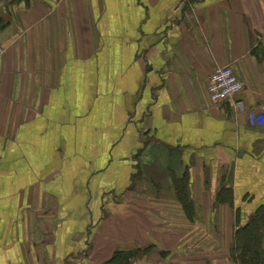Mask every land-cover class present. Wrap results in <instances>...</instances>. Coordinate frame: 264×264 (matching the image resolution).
Segmentation results:
<instances>
[{"label":"crops","instance_id":"crops-1","mask_svg":"<svg viewBox=\"0 0 264 264\" xmlns=\"http://www.w3.org/2000/svg\"><path fill=\"white\" fill-rule=\"evenodd\" d=\"M0 46V264H105L142 232L237 264L264 209V0H0ZM225 66L244 88L214 103Z\"/></svg>","mask_w":264,"mask_h":264},{"label":"trees","instance_id":"trees-1","mask_svg":"<svg viewBox=\"0 0 264 264\" xmlns=\"http://www.w3.org/2000/svg\"><path fill=\"white\" fill-rule=\"evenodd\" d=\"M177 194L180 200L185 203L184 210L189 213L191 205H189L190 194L187 187H183L181 190L180 185ZM221 194V200L229 203L231 200V191L221 190L218 193L217 202H219V196ZM181 195H183V197ZM263 233L264 209L258 208L248 222L240 225L239 228L233 232L230 248L232 260L237 264H264V250L262 246ZM132 258H134V254H131V251L126 254L123 251H117L106 264H131Z\"/></svg>","mask_w":264,"mask_h":264},{"label":"rangeland","instance_id":"rangeland-1","mask_svg":"<svg viewBox=\"0 0 264 264\" xmlns=\"http://www.w3.org/2000/svg\"><path fill=\"white\" fill-rule=\"evenodd\" d=\"M143 233L145 232H142L137 235L136 250H121L125 252V254L129 251H131V254H134V258L131 259L132 262L131 264H137L138 261H141L143 259H146L147 263H152V264H186L187 263L185 261L179 262L177 256L170 253V252H175V250H172L173 248L171 247V243H174V241L162 237L156 239H154V237H150L148 239H145L143 237ZM199 264H208V263L199 262Z\"/></svg>","mask_w":264,"mask_h":264},{"label":"built area","instance_id":"built-area-1","mask_svg":"<svg viewBox=\"0 0 264 264\" xmlns=\"http://www.w3.org/2000/svg\"><path fill=\"white\" fill-rule=\"evenodd\" d=\"M3 54L4 49L0 46V58ZM243 88L242 81L235 76L230 66L216 69L207 83L209 98L214 103L232 100L242 92ZM261 122H264V119Z\"/></svg>","mask_w":264,"mask_h":264},{"label":"water","instance_id":"water-1","mask_svg":"<svg viewBox=\"0 0 264 264\" xmlns=\"http://www.w3.org/2000/svg\"><path fill=\"white\" fill-rule=\"evenodd\" d=\"M137 264H152V263H147V262L145 261V259H143V260H141V261H138Z\"/></svg>","mask_w":264,"mask_h":264}]
</instances>
